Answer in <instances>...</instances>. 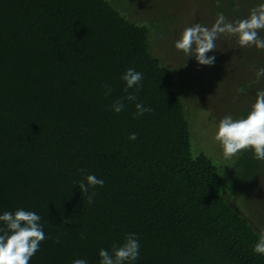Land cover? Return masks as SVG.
Here are the masks:
<instances>
[{"label":"trees","instance_id":"obj_1","mask_svg":"<svg viewBox=\"0 0 264 264\" xmlns=\"http://www.w3.org/2000/svg\"><path fill=\"white\" fill-rule=\"evenodd\" d=\"M183 1L150 0L135 19L118 0H0V215L24 209L41 217L47 238L29 264H100L99 251L129 233L140 245L132 264H264L253 252L260 233L232 197L262 160L253 150L219 163L202 148L193 153L182 85L201 79L204 65L188 63L187 73L181 58L167 64L156 46L160 38L170 49V7ZM195 2L213 22L217 13L234 21L255 7ZM219 40L223 50L207 54L215 56L208 80L235 92L246 117L264 89L255 75L264 50ZM129 68L142 74V87L125 92ZM136 103L153 111L136 116ZM86 174L104 181L89 188L91 203L73 183Z\"/></svg>","mask_w":264,"mask_h":264},{"label":"clouds","instance_id":"obj_2","mask_svg":"<svg viewBox=\"0 0 264 264\" xmlns=\"http://www.w3.org/2000/svg\"><path fill=\"white\" fill-rule=\"evenodd\" d=\"M217 6H220L219 0ZM260 30H264V3L251 8L245 18L229 21L223 13H217L210 28L199 23L185 27L179 39L174 41V47L186 57L195 55V59L202 65H212L215 56H208L207 53L219 48L216 41L221 36L234 37L241 48L255 46L264 50V38L259 35ZM255 75L259 81L264 77V68L257 69ZM121 79L126 82L125 92L130 88L136 87L139 90L142 87L143 76L135 69L129 68ZM237 91L242 92L244 89ZM110 93L111 88H108V94ZM125 99L135 101L137 97L129 94ZM112 108L119 113L124 110V104L117 100ZM135 108L136 116L153 111L141 103H136ZM136 138L135 133L129 135L130 140ZM215 139L221 144L225 159H230L244 150H253L254 158L264 161V89L257 91L246 117L233 118L227 115L219 121ZM73 183L79 186L82 193L88 194V202L91 203L96 193L93 191L89 194V188L103 186L104 181L94 174H86L84 179ZM0 221L4 224V227H0V264H29L32 256L39 250L40 242L47 238L40 224L41 217L33 211L17 209L14 213L5 211L0 215ZM139 247L136 234L129 233L122 244L112 246L111 252L105 249L99 251L100 264H132L139 256ZM253 252L264 255V231L259 234ZM72 264L87 262L84 259H75Z\"/></svg>","mask_w":264,"mask_h":264},{"label":"rangeland","instance_id":"obj_3","mask_svg":"<svg viewBox=\"0 0 264 264\" xmlns=\"http://www.w3.org/2000/svg\"><path fill=\"white\" fill-rule=\"evenodd\" d=\"M252 2L254 6H257L264 3V0H252ZM118 3L133 18L138 19L141 17L139 11L149 7L145 6V4H149L150 0H118ZM196 6L195 0H186L170 7L172 10L171 18L175 23H173L174 27H171L172 38L164 40V45L168 44L170 49L163 47V42L160 38H158V44L156 42V46L161 48L160 53L165 56L167 64L173 66L179 58L184 61V68L187 67L188 63L189 66L198 63L195 55L186 57L182 51L174 47V41L179 39L180 33L185 27L199 23L202 26L210 28L214 23L211 19H204L207 18L205 15H208L206 13L207 9L202 11L197 10ZM259 34H264V30H260ZM216 43L220 48L218 50H223L222 42L219 39ZM198 65L202 68L200 63ZM244 66L249 71L251 70V67L246 66V64ZM203 69L202 74L198 71V74H201L200 77L202 80L198 79L195 81L190 76L184 80L182 85L185 105L192 122L191 128L193 127L191 132H194V139L192 135V151L194 154H197L199 151H205L216 163H219V161L223 162L225 158L221 144L215 139L218 123L227 115H231L233 118H240L239 110L241 111L244 105L241 101H237L235 92L227 94L220 92L219 87H215L220 84L215 76L211 78L212 81L208 80V74L213 72L210 70V66L206 67L204 65ZM228 69L231 70L230 67ZM185 71L188 73L189 68H186ZM231 71L233 73L232 75L235 76L234 79H239V76H242L241 72L237 69H232ZM200 80L201 83H199ZM188 83L193 84L196 89L193 86L190 87ZM249 84L250 82L247 85ZM204 90H210V94L207 93L205 98H203L205 94ZM196 148H202L204 150L196 151ZM234 157L228 160H232ZM252 174L253 172L250 171V175ZM241 180H243V177H240L239 181ZM232 197L235 200L237 210L249 218L259 233L264 231V161L260 163V168L254 177L249 178L248 181L239 185Z\"/></svg>","mask_w":264,"mask_h":264}]
</instances>
